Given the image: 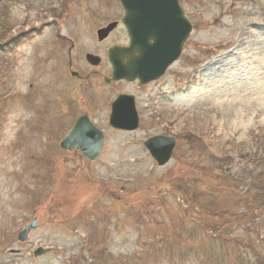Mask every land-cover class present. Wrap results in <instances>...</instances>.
<instances>
[{
	"label": "rangeland",
	"instance_id": "1",
	"mask_svg": "<svg viewBox=\"0 0 264 264\" xmlns=\"http://www.w3.org/2000/svg\"><path fill=\"white\" fill-rule=\"evenodd\" d=\"M114 3L0 0V264H264V0H179L180 58L138 95L136 133L92 108L90 163L58 148L99 97L74 90L56 31L84 42ZM101 87L109 104L118 87ZM154 135L176 141L164 167L142 146Z\"/></svg>",
	"mask_w": 264,
	"mask_h": 264
},
{
	"label": "water",
	"instance_id": "2",
	"mask_svg": "<svg viewBox=\"0 0 264 264\" xmlns=\"http://www.w3.org/2000/svg\"><path fill=\"white\" fill-rule=\"evenodd\" d=\"M125 15L122 24L127 31L129 46L114 47L108 52L112 65V81L138 80L142 84L158 79L180 56L182 46L191 33V24L183 16L177 0H119ZM97 32L102 39L114 28ZM136 54V56H135ZM127 96H120L111 106L108 124L115 130L133 131L138 126V117L132 102H126ZM123 103V106H121ZM129 103V104H128ZM128 104V105H126ZM103 134L95 128L86 116L79 117L59 147L64 150H76L90 162L99 157L103 146ZM175 146L172 137L159 135L147 139L144 147L157 166H165ZM37 229L32 220L17 235V241L24 243L31 232ZM51 249L37 248L35 258L50 253Z\"/></svg>",
	"mask_w": 264,
	"mask_h": 264
},
{
	"label": "flooded vegetation",
	"instance_id": "3",
	"mask_svg": "<svg viewBox=\"0 0 264 264\" xmlns=\"http://www.w3.org/2000/svg\"><path fill=\"white\" fill-rule=\"evenodd\" d=\"M114 1H115L114 3L115 10L113 13V17L106 23L90 31V33L87 32L86 37L88 39L86 41L82 42L78 40L79 32L77 33V36L74 37L69 33L68 35L60 34L59 30L56 31V39L58 40V42H60V44L63 47H65L63 48L65 52L59 56V60L61 61L63 70L68 71L67 74L70 77V79H72V82H78V85H75L74 90L80 89V93L82 94L83 88L92 87L95 92V97H99V100H94L96 101L94 105H91L92 103L90 102L85 103L84 104L85 110H83L81 114L78 115V117L86 116L89 118L91 110H94L92 109L94 107H101V108L105 107L108 110V117H109L111 106L117 100V98H119L120 96H127L130 99L126 100V102H132L134 109L137 113V117L139 120L138 128L132 132H127V131H116V132L124 133V134H134L141 127V122H142L141 120L142 115L139 109L138 95L142 93L147 87L157 84L164 77V75L160 79L154 82H149L147 84H142L138 80H134L132 82H128L125 80H118V81L110 80L112 74V65L109 61L108 52L111 48L116 46L127 47L129 41L127 37V33L122 24L124 10L121 7L118 0H114ZM178 4L181 11L186 16L185 12L183 11L179 3V0H178ZM113 22L115 23L114 29L108 32L104 38L99 39L97 37V31L99 29L105 28L108 24ZM92 80L99 82V85H97L96 83L90 85ZM101 85L103 87H113V86L118 87V91L112 96V99L110 100L109 104L107 101L108 96L104 95V89L101 87ZM83 95L84 94H82L81 96ZM70 101L71 100H64V99L59 100L57 105H60V103L62 102H65L66 104V102H70ZM81 101H84V99H82ZM121 106H123V103ZM108 117H107V122H108ZM93 125L97 127L96 124ZM148 138L149 137L145 138L144 141L147 140ZM144 150L146 151L145 148ZM63 152L73 153L74 155H78L81 159L85 160L77 151L70 150L67 152L65 151ZM149 158L150 160L153 161V159L150 156Z\"/></svg>",
	"mask_w": 264,
	"mask_h": 264
}]
</instances>
